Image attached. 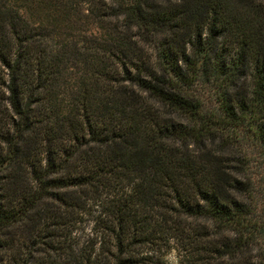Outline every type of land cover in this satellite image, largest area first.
<instances>
[{"label": "trees", "instance_id": "1", "mask_svg": "<svg viewBox=\"0 0 264 264\" xmlns=\"http://www.w3.org/2000/svg\"><path fill=\"white\" fill-rule=\"evenodd\" d=\"M259 148L264 0H0V264H264Z\"/></svg>", "mask_w": 264, "mask_h": 264}, {"label": "rangeland", "instance_id": "2", "mask_svg": "<svg viewBox=\"0 0 264 264\" xmlns=\"http://www.w3.org/2000/svg\"><path fill=\"white\" fill-rule=\"evenodd\" d=\"M205 96L211 95V90L207 88V91L204 92ZM252 167L251 172L254 176L257 184L260 188H264V148L255 149L254 153L252 154ZM261 197V194H260ZM264 204V202H263ZM176 255L172 252L169 255V260L172 264H177Z\"/></svg>", "mask_w": 264, "mask_h": 264}]
</instances>
